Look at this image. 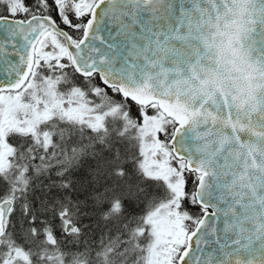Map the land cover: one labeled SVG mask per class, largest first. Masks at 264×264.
Segmentation results:
<instances>
[{
	"label": "snow or ice",
	"instance_id": "6c2138e0",
	"mask_svg": "<svg viewBox=\"0 0 264 264\" xmlns=\"http://www.w3.org/2000/svg\"><path fill=\"white\" fill-rule=\"evenodd\" d=\"M0 264H264V0H0Z\"/></svg>",
	"mask_w": 264,
	"mask_h": 264
}]
</instances>
